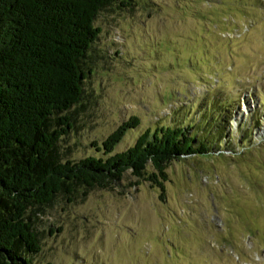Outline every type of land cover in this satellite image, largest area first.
Returning <instances> with one entry per match:
<instances>
[{"label": "rangeland", "instance_id": "374dc122", "mask_svg": "<svg viewBox=\"0 0 264 264\" xmlns=\"http://www.w3.org/2000/svg\"><path fill=\"white\" fill-rule=\"evenodd\" d=\"M95 25L84 99L61 141L68 159L103 156L96 147L131 117L140 124L113 155L173 120L195 132L220 116L227 134L210 156L172 161L163 191L148 167L31 212L34 263L264 264V1L136 0Z\"/></svg>", "mask_w": 264, "mask_h": 264}, {"label": "trees", "instance_id": "16d2710c", "mask_svg": "<svg viewBox=\"0 0 264 264\" xmlns=\"http://www.w3.org/2000/svg\"><path fill=\"white\" fill-rule=\"evenodd\" d=\"M135 1L0 0V264H36L41 248L31 212L80 186L111 189L128 172L142 179L148 167L153 172L146 181L163 191L172 161L210 156L227 134L220 116L202 117L195 132L194 124L173 120L113 155L127 131L140 124L131 117L96 147L101 157L68 159L61 150L74 128L71 110L84 99L101 33L96 20L105 9L129 8Z\"/></svg>", "mask_w": 264, "mask_h": 264}, {"label": "bare ground", "instance_id": "6f19581e", "mask_svg": "<svg viewBox=\"0 0 264 264\" xmlns=\"http://www.w3.org/2000/svg\"><path fill=\"white\" fill-rule=\"evenodd\" d=\"M264 1V0H263Z\"/></svg>", "mask_w": 264, "mask_h": 264}]
</instances>
